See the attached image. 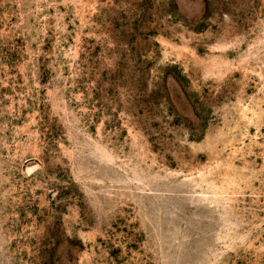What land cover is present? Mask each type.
Wrapping results in <instances>:
<instances>
[{"label":"rangeland","instance_id":"obj_1","mask_svg":"<svg viewBox=\"0 0 264 264\" xmlns=\"http://www.w3.org/2000/svg\"><path fill=\"white\" fill-rule=\"evenodd\" d=\"M0 264H264V0H0Z\"/></svg>","mask_w":264,"mask_h":264}]
</instances>
